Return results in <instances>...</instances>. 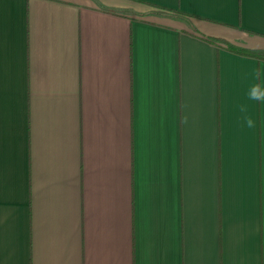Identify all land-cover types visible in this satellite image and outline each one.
<instances>
[{
  "label": "crops",
  "instance_id": "0c3cea01",
  "mask_svg": "<svg viewBox=\"0 0 264 264\" xmlns=\"http://www.w3.org/2000/svg\"><path fill=\"white\" fill-rule=\"evenodd\" d=\"M206 37L264 0H0V264H264V58Z\"/></svg>",
  "mask_w": 264,
  "mask_h": 264
},
{
  "label": "clouds",
  "instance_id": "9594fccd",
  "mask_svg": "<svg viewBox=\"0 0 264 264\" xmlns=\"http://www.w3.org/2000/svg\"><path fill=\"white\" fill-rule=\"evenodd\" d=\"M259 82L253 83L247 92V97L250 101L259 102L264 104V77H258ZM239 110L244 113V126L248 129H255L257 127L256 120L248 115V109L246 105H240Z\"/></svg>",
  "mask_w": 264,
  "mask_h": 264
},
{
  "label": "trees",
  "instance_id": "16d2710c",
  "mask_svg": "<svg viewBox=\"0 0 264 264\" xmlns=\"http://www.w3.org/2000/svg\"><path fill=\"white\" fill-rule=\"evenodd\" d=\"M206 38L211 40V41H215V40L221 41L225 44V46L227 48H229L230 50H233L235 52L264 58V49L263 48H250V47L235 45L233 43H230V42L225 41L222 38H218V37H206Z\"/></svg>",
  "mask_w": 264,
  "mask_h": 264
}]
</instances>
